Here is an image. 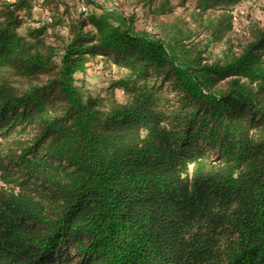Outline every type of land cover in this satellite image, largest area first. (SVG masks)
Here are the masks:
<instances>
[{
	"label": "trees",
	"instance_id": "16d2710c",
	"mask_svg": "<svg viewBox=\"0 0 264 264\" xmlns=\"http://www.w3.org/2000/svg\"><path fill=\"white\" fill-rule=\"evenodd\" d=\"M197 1L225 38L241 0ZM31 2L0 0V264H264V28L204 64L117 7L25 28Z\"/></svg>",
	"mask_w": 264,
	"mask_h": 264
},
{
	"label": "rangeland",
	"instance_id": "374dc122",
	"mask_svg": "<svg viewBox=\"0 0 264 264\" xmlns=\"http://www.w3.org/2000/svg\"><path fill=\"white\" fill-rule=\"evenodd\" d=\"M44 0H32V18L25 28L39 27L52 23L50 12L42 7ZM67 3L75 17L81 13H102L98 6L117 7L127 16H132L140 30H147L165 42L176 39L184 44L190 56L200 58L204 64H213L218 60L233 61L244 53L245 47L253 39L254 32L264 28V0H241L231 12L233 15L232 30L220 39L213 33L215 20L222 11L214 8L204 12L198 9L197 0H59ZM56 34L67 35L60 26L48 27V39L62 41ZM57 39V40H56ZM118 69L102 57L93 58L85 70L75 77L92 95H104L106 89L117 78ZM119 99H123L121 91H117Z\"/></svg>",
	"mask_w": 264,
	"mask_h": 264
}]
</instances>
